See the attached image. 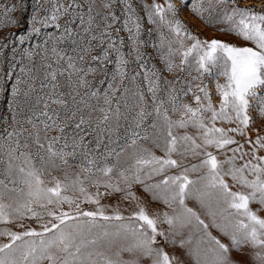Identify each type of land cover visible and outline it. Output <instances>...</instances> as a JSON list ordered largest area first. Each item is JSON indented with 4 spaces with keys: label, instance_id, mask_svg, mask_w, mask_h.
Instances as JSON below:
<instances>
[{
    "label": "snow or ice",
    "instance_id": "1",
    "mask_svg": "<svg viewBox=\"0 0 264 264\" xmlns=\"http://www.w3.org/2000/svg\"><path fill=\"white\" fill-rule=\"evenodd\" d=\"M182 2L243 43L143 0L164 70L185 73L169 79L145 59L133 0H36L19 42L55 31L24 50L0 134V264H264V4ZM25 7L0 3L4 27Z\"/></svg>",
    "mask_w": 264,
    "mask_h": 264
},
{
    "label": "rangeland",
    "instance_id": "2",
    "mask_svg": "<svg viewBox=\"0 0 264 264\" xmlns=\"http://www.w3.org/2000/svg\"><path fill=\"white\" fill-rule=\"evenodd\" d=\"M21 0H0V3H20ZM153 0H147L148 4H151ZM160 3H164L165 0H158ZM195 2V0H189V5ZM24 3L26 7L24 9H17L15 13L12 14L14 18L19 21L18 27H4V24L7 23V18L3 15H0V38H6L5 42L7 43V47L0 50V88H2V91H0V134H2L5 130V127L7 123H10V118L12 115V111L10 108V105L13 103V95H12V88L16 86L17 83V77L21 75L20 68L23 67L25 64H27V59L22 60L21 56L25 49L33 47L36 43L42 42L45 38L46 34L51 31H55L54 28H42L39 34H33L29 39H26L23 44H21L18 40L19 35H28L29 29L31 27V16L33 15L34 9L36 8V0H24ZM173 3L177 5L178 8H180L179 12V18L187 25V27L194 33L198 34L202 39L204 38H219L222 40L227 41H235V37L226 33H222L218 31V27L222 26H208L205 23L204 19L199 18L196 16L191 10L189 6H185L182 2V0H173ZM245 4H256V5H262L264 4V0H244ZM133 5L136 8L137 12L144 17L143 20V32L141 38L144 40L145 44L143 46V51L146 53L145 59L150 63L154 64L158 69L161 70V73L164 77H167L171 79L174 75L179 76L183 78L185 76V73L183 72H174L169 73L164 70V63L160 58V52L158 51L157 47H153V45H158L159 43V35L154 30L155 26L151 24L146 17L145 11L143 9V0H133ZM205 7H207V4L205 3ZM122 8L123 5L116 4L114 5V9L117 12V15L122 16ZM43 15V12L40 13ZM122 23V20L121 22ZM120 23L116 25V27L120 26ZM39 27V25H37ZM150 29H153V31H149ZM13 33V35L10 39H7L9 37V34ZM119 36H123L125 39V45L124 50L125 52L128 51V34L126 31H121ZM237 43H243L242 41H235ZM179 58L177 57V62ZM114 69V65H109V71L111 72ZM131 69H137V65L135 63L130 65ZM209 83V86L215 91V85L214 82L211 79H208L207 81ZM221 83H223V78H221ZM107 81L103 84H97V87H99L101 90L107 88ZM127 83V81L125 82ZM145 87L146 91V85H143ZM179 87V85H178ZM188 100H191V97L188 98ZM149 102L151 103L150 97ZM123 111V109H122ZM253 116L256 115L255 111H253ZM151 118L149 121H147L144 125V127H147V124L150 123ZM131 122V114L128 116V122H125L124 120H121V129L119 132V139L117 140L116 144H113L112 147H116L117 151H119V146H123L125 143L124 137L126 136L125 129L129 127V124ZM262 124H264V120H258L256 125H254V128L260 127ZM140 131V129H137ZM150 132L152 131L150 128L148 129ZM250 135L253 137L255 136V132L250 130ZM88 139H91V137H88ZM113 139H116V137H113ZM157 155H162V153L157 150ZM57 175L61 173H56ZM115 198L109 199L108 201H102V203H114ZM159 205H152V207H158ZM190 206H195V202H191ZM90 207V206H85ZM264 215V213H262ZM0 241H6V238H0ZM169 251H173V249H169ZM175 251L179 252L178 249Z\"/></svg>",
    "mask_w": 264,
    "mask_h": 264
},
{
    "label": "bare ground",
    "instance_id": "3",
    "mask_svg": "<svg viewBox=\"0 0 264 264\" xmlns=\"http://www.w3.org/2000/svg\"><path fill=\"white\" fill-rule=\"evenodd\" d=\"M108 201V200H107Z\"/></svg>",
    "mask_w": 264,
    "mask_h": 264
}]
</instances>
